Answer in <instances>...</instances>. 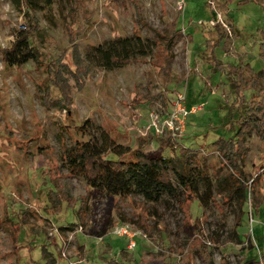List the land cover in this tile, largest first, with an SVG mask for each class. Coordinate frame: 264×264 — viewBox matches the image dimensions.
<instances>
[{
  "label": "rangeland",
  "instance_id": "1",
  "mask_svg": "<svg viewBox=\"0 0 264 264\" xmlns=\"http://www.w3.org/2000/svg\"><path fill=\"white\" fill-rule=\"evenodd\" d=\"M26 1L0 0V47L31 26L44 30L37 56L9 65L0 55V264H240L247 254L258 257L264 135L252 129L238 156L250 186L242 209L227 199L230 168L211 141L232 135L246 104L264 92V0H185L183 9L177 0ZM175 18L178 30L169 37ZM136 34L167 52L100 65L96 45ZM178 94L199 108L177 138L194 149L190 174L199 181L204 168L211 181L207 206L194 196L181 205L108 196L68 169L67 150L98 138L100 127L117 143L148 154L161 149L167 135L147 125L161 122ZM168 146L170 158L177 150ZM54 189L82 200L80 218L77 202L49 199Z\"/></svg>",
  "mask_w": 264,
  "mask_h": 264
},
{
  "label": "trees",
  "instance_id": "2",
  "mask_svg": "<svg viewBox=\"0 0 264 264\" xmlns=\"http://www.w3.org/2000/svg\"><path fill=\"white\" fill-rule=\"evenodd\" d=\"M170 28L167 31L169 37L175 30H178L176 18ZM43 37L44 30L35 25L31 26L29 30L19 31L8 47H0L2 60L9 65H19L30 57L37 56L39 43ZM166 39L164 38L163 41H167ZM156 45V42L136 34L125 36L106 45H96L94 51L100 60V65L106 69H111L122 67L135 57L146 56L154 51L156 53L159 51L163 56L167 52L168 47L166 48V45H162L156 48ZM217 65L220 66L221 64L217 63ZM236 65L229 64V67H226L222 63L221 67L235 72V68H239L242 72L246 70L245 67L242 68ZM165 67H168V64ZM59 85L63 87V85ZM238 86L239 84L236 83H233L232 86L233 90H236L235 95L237 96L240 95ZM261 94L262 97L246 104L243 115H240L241 119L239 120L238 128L232 135L211 141L216 147L219 156L230 168V171L225 175L228 186L227 199L235 198L241 209L247 200L250 186L245 183L243 172L238 164V156L244 151L246 137L251 133L252 129L264 135V92H261ZM254 96L258 97V95ZM150 100L146 97L142 102L145 104ZM238 100L240 101L236 96L232 100L233 104L238 103L237 108L240 106ZM184 105L186 107L191 105L188 99ZM100 129L98 138L76 142L66 152L65 162L68 169L75 176H82L88 186L100 188L108 196H126L136 193L150 203L172 198L181 205L190 200L191 196H194L193 199H197L202 207L208 205L212 193L211 181L204 168L198 174L199 181L190 174L188 160L194 155V149L184 146L178 140V136L171 137L167 134V138L163 139L161 149L148 154L143 152L140 146L131 147L115 142L105 130L101 127ZM169 140H171V145L169 144L168 146ZM167 146H171L170 149L172 150L174 148L177 150L170 158L163 155V150ZM170 171L175 176L176 184L171 180ZM256 176L264 178V163L260 165ZM199 183L204 187L202 193L198 192ZM55 190L52 192H55L54 196L50 194L49 199L57 203L58 206L60 205L61 197L65 198L69 205L77 202L79 204L77 215L80 218L82 200H73V198L67 196L66 191L58 190L60 194H57L58 192ZM55 197L56 199L53 200ZM240 222L241 215H238L235 225L239 226ZM19 228L20 226L17 225V237ZM240 264H264V250L259 252L258 257H252L247 254Z\"/></svg>",
  "mask_w": 264,
  "mask_h": 264
},
{
  "label": "built area",
  "instance_id": "3",
  "mask_svg": "<svg viewBox=\"0 0 264 264\" xmlns=\"http://www.w3.org/2000/svg\"><path fill=\"white\" fill-rule=\"evenodd\" d=\"M185 4V0H177L179 9H183ZM184 99L185 96L183 94H178L174 101V107L170 109L168 115L161 122L153 121L147 126L150 128L152 127L154 132L158 135L169 134L171 137H177L184 130L186 116L199 109L198 106L194 104L186 107L184 105Z\"/></svg>",
  "mask_w": 264,
  "mask_h": 264
}]
</instances>
